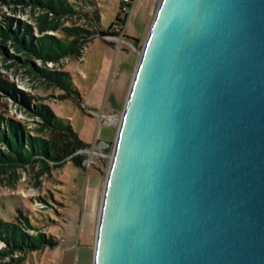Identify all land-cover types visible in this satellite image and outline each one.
I'll use <instances>...</instances> for the list:
<instances>
[{"label":"water","instance_id":"95a60500","mask_svg":"<svg viewBox=\"0 0 264 264\" xmlns=\"http://www.w3.org/2000/svg\"><path fill=\"white\" fill-rule=\"evenodd\" d=\"M93 264H264V0H160Z\"/></svg>","mask_w":264,"mask_h":264},{"label":"rangeland","instance_id":"374dc122","mask_svg":"<svg viewBox=\"0 0 264 264\" xmlns=\"http://www.w3.org/2000/svg\"><path fill=\"white\" fill-rule=\"evenodd\" d=\"M69 1L84 13L62 18L61 26L92 32L80 46L78 56H65L56 63L44 64L16 53L11 42L0 41V79L14 85L19 99L15 101L0 90V117L4 118L0 129L12 120L36 134L40 119L33 111L44 105L70 124L89 145L76 151L63 166H52L41 175L39 167L0 174V220L15 223L34 235L35 231L25 225L27 219L32 227L60 242L53 249L15 253L2 264H17L19 258L24 259L22 264H93L102 192L120 118L160 2L135 0L127 9L125 0ZM41 14L31 6L0 0V27H5L8 21L13 28L24 24L34 36L40 37L36 17ZM48 34L62 37L58 32ZM16 57L52 72H65L72 79V88L66 92L45 79L32 80L33 75L25 73L28 68L23 64L8 68ZM110 118L114 123L109 122ZM4 247L0 242V250Z\"/></svg>","mask_w":264,"mask_h":264},{"label":"trees","instance_id":"16d2710c","mask_svg":"<svg viewBox=\"0 0 264 264\" xmlns=\"http://www.w3.org/2000/svg\"><path fill=\"white\" fill-rule=\"evenodd\" d=\"M7 4L16 6H31L39 10L37 15V31L40 37L34 36L30 27L19 24L13 28L10 21L5 22V27H0L1 43L11 42L18 54L30 59H37L44 64L56 63L59 59L69 56H78L80 46L87 42L92 32L81 27H62L60 20L64 17L83 15L78 6H73L69 0H2ZM135 0H129L125 4L130 9ZM86 16V14L84 15ZM88 20L92 19L88 16ZM122 29L124 25L121 26ZM58 32L61 38L54 37L48 32ZM100 35H106L99 32ZM23 64L28 68L27 75H33L32 80L45 79L51 86H56L66 92L72 88V79L65 72H52L47 68H39L30 60L14 58L11 67ZM14 85L0 79V90L8 97L18 101L17 90ZM78 95V94H77ZM78 97V96H77ZM33 113L40 119L39 128L31 134L25 126L19 122L8 120L6 127L0 129V174L9 171L24 170L30 167L35 170L39 167L38 175L50 170V167L59 168L77 151L88 148L72 126L63 118L55 116L47 106L35 107ZM0 117V126L4 121ZM77 165L78 162L75 161ZM83 168V167H82ZM25 225L35 231L34 235L28 234L21 226L15 223L0 220V241L5 245L0 250V264L15 253H33L43 248H56L60 244L54 237H47L39 229L25 220ZM23 258L17 260L22 264Z\"/></svg>","mask_w":264,"mask_h":264},{"label":"built area","instance_id":"2783aa9c","mask_svg":"<svg viewBox=\"0 0 264 264\" xmlns=\"http://www.w3.org/2000/svg\"><path fill=\"white\" fill-rule=\"evenodd\" d=\"M125 3H129V0H125ZM48 63H50V62H48ZM113 121H115V120H112V118H110V120H109V122L110 123H112ZM106 147H108V145H106ZM1 242V241H0ZM3 244V243H2ZM4 245V244H3Z\"/></svg>","mask_w":264,"mask_h":264},{"label":"bare ground","instance_id":"6f19581e","mask_svg":"<svg viewBox=\"0 0 264 264\" xmlns=\"http://www.w3.org/2000/svg\"><path fill=\"white\" fill-rule=\"evenodd\" d=\"M112 123H114V121Z\"/></svg>","mask_w":264,"mask_h":264}]
</instances>
